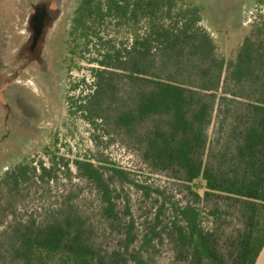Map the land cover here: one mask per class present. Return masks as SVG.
Returning <instances> with one entry per match:
<instances>
[{
  "label": "trees",
  "instance_id": "obj_1",
  "mask_svg": "<svg viewBox=\"0 0 264 264\" xmlns=\"http://www.w3.org/2000/svg\"><path fill=\"white\" fill-rule=\"evenodd\" d=\"M202 19L190 0H83L71 30L72 41H84L93 83L81 80L87 91L69 114L136 139L143 159L186 185L191 198L162 203L138 232L119 209L124 181L138 184L104 160L77 158L102 223L71 197L42 217H20L22 187L50 186L72 163H19L0 179V264H155L158 244L170 249L165 264H256L264 248V16L230 62ZM216 110L222 137L210 143Z\"/></svg>",
  "mask_w": 264,
  "mask_h": 264
},
{
  "label": "rangeland",
  "instance_id": "obj_2",
  "mask_svg": "<svg viewBox=\"0 0 264 264\" xmlns=\"http://www.w3.org/2000/svg\"><path fill=\"white\" fill-rule=\"evenodd\" d=\"M82 1L0 0V179L22 162L37 164L43 160L49 164L53 157H65L71 163L77 158L104 160L107 166L124 169L138 184L124 181L119 209L142 232L151 226L162 203L189 200L191 194L182 182L148 164L136 139L123 131H113L109 136L106 131L112 127L108 124L89 123L80 114H69L70 104L75 105L79 95L87 91L81 80L85 79L88 85L93 83L91 64L86 58L81 59L84 41L76 43L71 36L73 18ZM190 1L201 8V24L212 35L218 56L226 62L234 60L253 25L264 16V0ZM37 7L44 8L48 23L35 46L30 20ZM111 30V36H126ZM74 45H78L75 51ZM78 82L80 86L72 90ZM220 119L216 110L208 130L210 143L222 137ZM146 127L147 124L138 126V130ZM70 171H60L59 180L50 186L24 185L15 198L18 215L42 217L57 202L71 197L101 224L97 191L78 176L74 163ZM162 219L167 220L168 216L163 214ZM107 235L109 242H115L114 235ZM154 254L155 264L171 260L166 244H158Z\"/></svg>",
  "mask_w": 264,
  "mask_h": 264
},
{
  "label": "water",
  "instance_id": "obj_3",
  "mask_svg": "<svg viewBox=\"0 0 264 264\" xmlns=\"http://www.w3.org/2000/svg\"><path fill=\"white\" fill-rule=\"evenodd\" d=\"M39 18H42V21H38ZM31 25L33 29L35 30L34 35V43L36 44L39 40V37L41 36V33L45 27V25L48 23V17L44 12V8H38L36 9V13H34L31 17Z\"/></svg>",
  "mask_w": 264,
  "mask_h": 264
},
{
  "label": "crops",
  "instance_id": "obj_4",
  "mask_svg": "<svg viewBox=\"0 0 264 264\" xmlns=\"http://www.w3.org/2000/svg\"><path fill=\"white\" fill-rule=\"evenodd\" d=\"M256 264H264V248L262 252L260 253V256L258 257Z\"/></svg>",
  "mask_w": 264,
  "mask_h": 264
},
{
  "label": "flooded vegetation",
  "instance_id": "obj_5",
  "mask_svg": "<svg viewBox=\"0 0 264 264\" xmlns=\"http://www.w3.org/2000/svg\"><path fill=\"white\" fill-rule=\"evenodd\" d=\"M39 7H37L36 9H38ZM35 13H36V11H35ZM34 14V13H33ZM30 22H31V20H30ZM34 30V29H33ZM34 35H35V30H34ZM42 35V34H41ZM40 39H41V36L39 37V40H38V42L40 41ZM37 42V43H38ZM36 43V44H37ZM36 44L34 43V36H33V45H35L36 46Z\"/></svg>",
  "mask_w": 264,
  "mask_h": 264
}]
</instances>
